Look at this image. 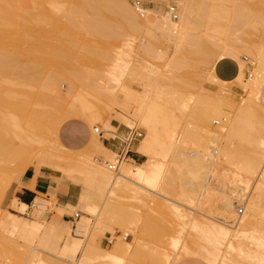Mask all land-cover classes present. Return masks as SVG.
Segmentation results:
<instances>
[{
	"label": "rangeland",
	"instance_id": "1",
	"mask_svg": "<svg viewBox=\"0 0 264 264\" xmlns=\"http://www.w3.org/2000/svg\"><path fill=\"white\" fill-rule=\"evenodd\" d=\"M141 1L143 2L144 11L148 10L146 11V15H143V12L142 15H139L138 9L130 0H126V2L134 9V14H122L120 11H117L115 14L108 15V11H103V7L102 12L100 11L101 6L105 8L107 6H116L117 4H99L97 1L33 0L31 4L27 5V8L31 9L35 15L33 23H35V25L37 24L36 27L34 25V29L32 30L33 33H31V35L33 34L34 36L32 35L31 38L35 42L34 48L36 49V56H40V58L44 56L43 59H41V63H43V61L45 62V64L43 63L44 65L41 64V67L43 66L41 70L42 73L39 71L40 74L36 76L35 82H32L33 84L24 83V79L21 76H15L14 74H10V77L8 76L9 78L0 79V84L4 88L6 87L7 90L17 89L24 90V92H31L30 94L19 93L17 95L20 100L26 102V108L29 112L31 111L30 113L43 111V106L45 105L47 107V104H52L51 102L56 104L64 98V100H68L69 95H71L70 97H75L79 95L83 96L84 94V97L91 103L101 117L91 123L90 121H85V119L79 115H74L66 117L59 123L56 135L68 152L58 150L57 147H54L56 146V142L54 139L55 137L53 138V128H51V131L50 128L47 130L46 126L42 127L43 129L41 128L40 130L31 129L26 122V116L20 117L17 127L6 128L3 132L8 143L14 148L10 146L9 150L6 148L4 149L5 152L0 151V211L2 210L0 212V224L3 213L7 215L10 213L9 216L17 225L21 223L22 218L34 220L38 217L36 221L40 223V229L27 233H18L5 226L2 228L3 225L1 224L0 264H129L130 262V264H155L154 260H158L156 264H166L165 261L168 255V264H171L178 252L184 250L191 252L193 248L195 255L192 254L190 256L189 254L192 252H189L186 257L187 260L189 259L192 262L198 261L202 264H208V262H206L208 260H214L216 264L221 262L220 257H217V259L212 255L213 251L211 246L213 243L209 244L204 235L187 229L184 232L180 227L181 225L178 224L172 216H169L164 208H155L156 206L151 204L153 203L151 199L147 200L146 197L143 198V202L139 201L137 198V201H133L136 200L134 199L135 197L133 198V195L117 191L116 197L118 199L116 198L117 201L115 204V208L116 206L117 208H113L109 215L106 214L107 216L105 215L101 218L99 209L103 206L104 198L108 192L107 190L112 183L110 180L116 175L114 172L110 171L104 163H101L103 159L112 162L116 156L115 150H110L102 144L101 137L111 136L113 132L108 133L103 131V134L98 136L100 142L98 147L92 148L88 147V145L85 147V145L90 137V133L96 134V132L93 131V126L97 125L102 130L103 118L104 120H109L113 128L111 130L116 132L118 129L123 130L126 125H134L142 131L143 135L137 143L133 144V148L136 150L133 154L135 162L123 164L141 163L145 157L138 152L137 147L142 145L146 137V131L139 122V115L149 112L151 114L154 113L152 114L153 118L151 122L157 127L156 130L160 138L161 134L165 132L166 125L175 126L178 132V139H180V136L183 134L189 133L193 135L196 142L198 139L204 142L206 140L205 143H208L206 147L212 146L210 143L211 139H217L219 145L222 146L226 138V130L228 127H222L225 125V121L222 119L223 115H215L209 108L213 107L214 104H219L222 112H230V110L233 112L247 96L248 93L246 92L248 91L243 90L241 85L218 78L213 72V65L217 60L226 57V51L235 49L236 52L238 51V57L244 61V76L247 78L249 74L252 73V66L246 65L243 56L248 61H255L254 57L246 52L240 51V49L244 42L245 44L255 43L264 45V37H262L264 36V31H262L263 29L260 26V24H264V0L240 1L246 13H249L254 20V23L252 22L246 26H236L232 21H227L225 18L218 19L217 22L212 20L211 10L209 8H213L214 5L216 6L217 2L214 0H186V2H192L196 7L200 5L201 8H203L201 13L194 15L195 17L189 16L193 17L190 18V20L187 17L188 21L181 22L179 26L177 25L178 27L176 26L174 29L167 30L168 32L160 30L156 26L155 10L156 8L165 9V6L168 4H175L176 6V3L173 0ZM97 6L100 10H97ZM93 8L96 9L93 10ZM90 11H92V13ZM105 13H107V17L106 15L102 16ZM177 14L179 13L177 12ZM36 21H39V23ZM189 21H191V24H189ZM85 24L86 26L83 27ZM39 27L42 28L40 29ZM163 33H165V35ZM40 35L42 36L40 37ZM21 42L22 41L17 42V47L25 50L29 44L28 42ZM41 42L48 43L46 47H44L46 49L42 47L45 45H42L44 43L41 44ZM39 43L43 49L39 48V50L37 48L39 47ZM54 49L59 52L53 51ZM194 51L195 54L193 53ZM95 59H97V61ZM72 71H74L75 75ZM67 75H69L70 78ZM85 83L89 84L85 86ZM72 88H76V90L74 89L75 91L73 90L72 94L68 93ZM102 89H104V91H102ZM59 92L61 95L65 96H60ZM80 92L84 93L81 94ZM65 93H67V95ZM202 95H204L205 98L202 97ZM39 96L42 98L44 97L43 100H40L42 102H39ZM35 98H37L38 101L35 100ZM206 98L210 99L206 100ZM47 99V102L44 101ZM203 99L206 102H203ZM210 100H212V103ZM199 101L204 103V106L206 104L208 109L204 110L202 108V110H200V108H198V110H196V105ZM41 107L43 108L41 109ZM53 108L54 107H52L51 111H54ZM1 109L5 112H12L5 106ZM254 109L258 110L257 108ZM254 109L250 107V115L247 112L248 116H246L247 119L252 120L251 127L255 130L260 127L264 120V115ZM151 110H154V112ZM253 111L256 112L254 113ZM54 112L58 114L56 113L57 110ZM163 112L165 113L164 115ZM98 120H101V122ZM163 125L165 128H163ZM32 131L36 133L34 136L33 134H30L31 137H29L30 135L28 136L31 138L32 143L30 142L29 144L26 140L27 145L24 144L26 147L31 146L30 149L25 148V151L28 153L24 151L23 154L26 155H22L23 158L11 155L13 149L16 150L15 147L20 144V135H27V133ZM49 132H51V134ZM243 136L233 139L235 146L242 145V147H246L249 142L254 140V135ZM28 137L27 139L30 141ZM208 139L209 142H207ZM39 140H41V143H39ZM43 140L49 143L46 144ZM109 141L115 143L119 142L115 138L109 139ZM247 141L248 143L246 144ZM50 142L54 145H50ZM213 148L214 146L211 147V149ZM111 152L114 153H112L111 158H108ZM151 155L158 164L155 168V174L159 177L161 176L160 179L163 180L162 185H164L162 187H164V190L168 193H173L174 190L177 192L179 188L181 190V185L184 182L185 184L190 183L188 181L189 179H184L183 182V178L182 180L180 179L181 177L177 174L178 171L176 172V169L165 172V167L168 164L170 156L169 154L167 156L164 155L160 146L155 147ZM62 156L63 160L69 159L77 161H68L69 163L64 162L63 166L62 164L59 166L58 164H60V160H62L60 157L62 158ZM99 156H103L102 159H99ZM48 157L55 159L53 165H47V167L54 169L56 173H54L55 177L52 178L53 186L48 187L45 191H37L35 190V179L41 174L43 163ZM73 157L79 158L75 159ZM80 159H82V161ZM215 160L216 164H218L216 168L225 166L224 160L221 157L217 156ZM94 163L95 166L93 165ZM98 163L103 167L105 166L104 168H107V170H104ZM123 164H121V166H123ZM80 166H82L83 169L79 170ZM94 171L98 173V179L100 180L98 183L86 178V174H91ZM170 172L174 174L171 175L169 174ZM213 177L214 176H212L211 179H213ZM255 179L256 177L252 178V183L257 182ZM224 180L226 182L229 181L227 178L223 179V181ZM164 181L169 185L172 183L170 188L171 186L175 188H173V190L172 188L168 189L169 185L165 187ZM27 182H31L34 186L32 189L34 190L35 196L32 198V201L35 197L37 198L33 203L31 201L27 203V206H23L20 203L19 192L20 189L27 188L23 185ZM213 183L215 184L216 181ZM190 184L192 185V182ZM67 185L72 200L63 203L58 193L61 191L64 192L67 189ZM187 185H185V187ZM185 187L183 186V188ZM189 187L190 186L186 187V189ZM80 190L84 196H80V202L77 203L75 201ZM187 190L189 191V189ZM144 200H147V202H144ZM138 201L139 203H137ZM35 203H39L41 207L43 206V210H39L36 216L33 213V204ZM238 205L242 207V211L237 213L236 208ZM151 206L155 207L151 208ZM197 208L198 207H196V209ZM234 210L232 212V214L234 213L233 216L230 215V217H226L227 220L229 219L227 222L230 221L232 223L236 220L233 217L244 215L246 207L241 203H235ZM31 213H33L32 216ZM75 213L78 214V218L73 216ZM111 214H113V217H110ZM83 218L85 219L83 220ZM100 220L103 221V226H107L96 232L95 229ZM151 222H153V225ZM78 224L83 227L85 226L82 235L80 233L79 235L76 231V225ZM92 231L95 233L94 235L97 233L95 238L97 239L101 251L89 252L87 254L88 257H85L82 255V250L87 244L86 242L89 241L88 239L91 238L90 236H93ZM44 232H46V235ZM108 235H110L108 238H111V243L107 242L105 239ZM133 236L135 238L137 237L136 241L137 239L139 241L141 240V246L144 250H140V252L143 253L139 255L141 259L131 260L132 258L129 259V257H132L131 252L124 251V253H128V255H126L127 253L122 254L121 250L116 254V251L112 250L116 241H129ZM27 239L31 241L28 242L26 241ZM183 240H185L186 243ZM193 240L194 243L192 242ZM182 243L185 246H190H186L185 248ZM215 245L213 248L216 247ZM258 246L253 247L254 252L257 254L259 253L257 257H264V250L262 249V251L258 252V250H261ZM32 247L38 248L39 250L37 251L39 253L37 251H31L30 249H32ZM217 247L223 256L226 252V246L224 247L223 245L219 247L217 244ZM217 247L214 249L218 250ZM259 247L264 248L263 245ZM106 251L109 252L107 253ZM113 251L116 255H113ZM27 252L28 254H26ZM36 253L40 256L37 254V257H35ZM135 255L138 256V253H135Z\"/></svg>",
	"mask_w": 264,
	"mask_h": 264
},
{
	"label": "bare ground",
	"instance_id": "2",
	"mask_svg": "<svg viewBox=\"0 0 264 264\" xmlns=\"http://www.w3.org/2000/svg\"><path fill=\"white\" fill-rule=\"evenodd\" d=\"M32 1L33 0H0V79H5L10 74H14L15 76L16 75L21 76L24 79V83L30 84L35 80L36 76H38V74H40L39 71H41L43 69L42 68L43 66L41 67V64L44 65L45 62L43 61L44 64L41 63V61H42L41 59H43L44 56L42 58H40V56H36V54H35L36 49L34 48L35 42L31 38L33 35V34L31 35V33H33L32 30L34 29V25H35V23H33L35 15L33 14L31 9L27 8V5L31 4ZM84 1H89V2L97 1V3H99V4L100 3L101 4L107 3V5L108 4H117L116 6H107L105 8H104V6H101V10L98 8V6L96 7V8H98L97 10H100L101 12H102V7H103V9H104L103 11H106V12L108 11V13H109L108 15L115 14L117 11H120L122 14H134L135 13L134 9L128 5L126 0H84ZM173 1L176 3L177 9H178L177 12L179 13V14H177V17L174 19L170 18L167 15L165 9H159V8H156V10L154 9L156 11V20H155L156 22L155 23H156V26L160 30L168 32L167 30L174 29L177 25L179 26V24H181V22L188 21V18L190 20V18L195 17L194 15L201 13V10L203 9V8H201L200 5H199V7H196L192 2H186V0H173ZM214 1L217 2L216 6L214 5L213 8L211 6H209V7H211L209 9L211 10L210 13H211L212 20L217 22L218 19L225 18L227 21H232L236 26H246L247 24H251L254 21L252 16H250L249 13H246L244 6L240 3L241 0H214ZM259 3H260V1H259ZM211 4H213V3H211ZM91 5H93V4H91ZM63 6H64V4H63ZM95 9L93 8V10H95ZM146 11H148V10H145V11H144V9L142 10L143 15H146ZM88 12H89V10H88ZM90 12L92 13V11H90ZM249 12H250V10H249ZM106 14L107 13H105L102 16H105ZM208 14H209V11H208ZM71 16H73V15H71ZM125 16H128V15H125ZM189 16H193V17H189ZM44 17H46V16H44ZM106 17H107V15H106ZM206 17H208V16H206ZM209 20H211V19H209ZM42 21H41V23H42ZM36 22L39 23V21H36ZM190 22L191 21H189V24H191ZM36 25H35V27H36ZM84 26H86V24L83 25V27ZM260 26L263 29L262 31H264V24L262 23V25L260 24ZM42 27H44V26H42ZM163 34L165 35V33H163ZM42 35H40V37ZM262 37H264V36H262ZM18 41H22L23 43L28 42L29 46L28 47L25 46L26 47L25 50H23V48L21 49L20 47L18 48L17 47ZM38 41H41V40H38ZM42 43H44V42H41V44ZM196 43H199V42H196ZM47 44H48L47 42L42 44V45H45L42 47L43 48L46 47ZM50 45H52V44H50ZM56 45H58V44H56ZM36 46H37V44H36ZM196 46H198V45H196ZM54 47H56V46H54ZM37 48L43 49V48H41L40 43H39V47H37ZM44 49H46V48H44ZM232 50L233 49L226 51V57L233 58L236 61L237 72L233 76V78H231V79L229 78V80L227 82H232V83H235L237 85H241L243 90L248 91V92H246L248 94L243 99L242 102L240 101L241 104L239 106H237L233 112L230 110L231 109L230 107H228V108H230L229 109L230 112H222L220 109L221 106L219 107V104L218 105L216 104L217 106L214 104L213 107L209 108L213 114L223 115L222 119L225 121V125H223L222 127H228V129L226 130L227 133H226V138L224 139V144L222 146H220L217 139H214V140L211 139L210 143L212 146H214V148L211 149L212 146L206 147V145L208 144V143L207 144L205 143L206 140L204 142L203 140L198 139L199 141L197 140V142H196V140H194L193 135H191L189 133L183 134L182 136H180V139H178V132L176 130V127L175 126H167V125H166V129H165L164 134H161V138H160V137H158V131L156 130L157 127L153 124V122H151V119L153 118L152 114H154V113L151 114V113L147 112V113L140 114L139 115V122L141 123L142 127H144V129L146 131V137H145L144 141L142 142V145H139V146L137 145L138 146L137 148H138V152L141 153L145 157V159L141 163L127 164V165H124L123 163L135 162V160L133 158H130V157L123 158L120 160V162L118 163L117 169L114 172L117 176L115 175V177L112 178V180H110L112 183L110 184V187L107 190L108 192L104 198V204L99 209V213H100L101 218L103 216H105L106 214L109 215L111 213L110 211L113 208H115V204H116V201L118 199L116 197L117 191L126 192L128 194H131V195H133V198L135 197L134 199L137 198L139 201H142L143 198L146 197L147 200L151 199V201L153 202L151 204H154L156 206V207L154 206L155 208H160V207L164 208L166 210L165 212H167V214L169 216H172L178 222V224L181 225V226L180 225H178V226H180L184 230V232L187 229V230H190L193 232L201 233L202 235L205 236V238H207L209 244L213 243L212 246L210 245L212 248V251H213V254L212 253L211 254L214 255V257H216V258L220 257L221 262L219 264H264V257H257V255L259 253L257 254L253 250L254 246L255 247H257L258 245L264 246V120L261 123L260 127H258L257 129L254 130V128L251 127L252 126V120L247 119V116H248L247 112L249 113L250 107H251V109L257 108L258 110H256V109H254V110L259 111V112L263 113V115H264V45L255 44V43L245 44V42L242 44L240 51L246 52L250 56L254 57V60H255V61H249L251 63L250 67L252 66V68H251L252 73L249 74V76L247 78L244 76V72H243V66H244L243 62L244 61H242L240 59V57H238V51L236 52L235 49L233 51ZM53 51L59 52L55 49ZM42 53H43V51H42ZM193 53L195 54V51ZM113 56H115V55H113ZM52 60H54V59H52ZM95 60L97 61V59H95ZM196 62H197V60H196ZM39 64H40V66H39ZM46 64H47V62H46ZM48 65H46V66H48ZM72 65H75V64H72ZM69 69H71V68H69ZM188 69H190V68H188ZM72 72L74 74V71H72ZM41 73H42V71H41ZM81 73H82V71H81ZM67 76L69 77V75H67ZM55 79H56V77H55ZM8 81H9V79H8ZM1 83H3V82H1ZM69 84H71V83H69ZM87 84H89V83H87ZM87 84L85 83V86ZM106 85H108V84H106ZM74 89L76 90V88H74ZM74 89L73 88H72V90L70 89L68 91V93L72 94ZM108 89H109V87H108ZM79 91H81V90H79ZM79 91H78V93H79ZM102 91H104V89H102ZM19 93L30 94L31 92H27V91L24 92V90H17V89L7 90L6 87L4 88L0 84V151H2V152L6 148L9 150L10 146L12 148H14L12 145H10L8 143L7 139L3 135V132L6 130V128L17 127L19 124L20 117H22V116H26V118H25L26 122L29 124V127L31 129L33 128L36 130H40L42 127L46 126L47 127L46 129L49 130V128H50V131H51V128H53L52 129V133L54 134L53 138L55 137L54 139L56 142L55 143L56 146H54V147H57L58 150H61L64 152H68V150L66 151V148L60 143V141L58 140L59 138L56 135L57 127L62 120H64L66 117H69V116L79 115L83 119H85V121L87 120V121H90L92 123V121L100 119V117H101L97 113L96 109H94V107L91 105V103L84 97V94H83V96H80L79 94H77L79 96H75V97H73V96L70 97L71 95H69V99L64 100L65 98L63 99L62 97H64L65 95H61V93L59 92L60 96H62V97H60L61 99H63L62 101H60L58 99L60 102H58L56 104H53V102H51L52 104H50V103L47 104V107L43 104L44 108L41 107V109L42 108L44 109L43 111L41 109H39V110H41V112L30 113L31 111L29 112V110H27V108H26V102H24L23 100H20L17 97V95ZM80 93L82 94L84 92H80ZM106 93H107V91H106ZM65 94L67 95V93H65ZM85 94H86V92H85ZM202 97H204V95H202ZM202 97H201V100H202ZM10 98H12V99H10ZM38 98H39L38 99L39 102H42L40 100H43L44 97L42 98L39 96ZM209 99L206 98V100H209ZM211 99H212V97H211ZM35 100H37V98H35ZM52 100H53V97H52ZM44 101L47 102L48 99L44 100ZM210 101L212 103V100H210ZM203 102H206V101H204V99H203ZM227 102H229V101H227ZM203 104L204 103H201V101H199V103H197V105H196V107H197L196 110H198V108H200V110H202V108L204 110H207L208 106L206 104L204 106ZM220 105H223V104H220ZM4 106L9 108L12 112L3 111L1 108ZM41 106H42V103H41ZM52 107H54L53 108L54 111L57 110L56 113H58V114H55L54 111H51ZM226 108H227V106H226ZM151 111L154 112V110H151ZM164 114L165 113L163 112V115ZM57 115H59V116H57ZM249 115H250V113H249ZM244 116H246V117H244ZM54 117H56V118H54ZM165 118H167V117H165ZM105 119H109V118H105ZM101 120H98V121L101 122ZM164 124H166V123H164ZM168 124H170V123H168ZM163 128H165L164 125H163ZM111 129H113V128H112L109 120H104V118H103L101 134H98V133L94 134L93 133V135H90V138L91 137L92 138H91L90 142L88 141V143H89L88 147H92V148L98 147L100 145L98 136H101L103 134V131L108 132V133L114 132ZM44 131H45V129H44ZM44 131H42V132L45 133L46 131L45 132ZM49 133L51 134V132H49ZM30 134H33V136H34V134L36 135V133H34L33 131L27 133V135H24V134L20 135V144L15 147L16 150L13 149V152L11 155L17 156V157H22V158H23L22 155H26V154H23V152L25 151V148L30 149L31 146L26 147L24 144H26V140L29 142V144H30V142L32 143L31 138H29V137H31ZM243 135L244 136L245 135L246 136L254 135V140L252 142H249V144H247L248 143V141H247L246 147L245 146L242 147V145L241 146L240 145L235 146V144L233 143V139L238 138V137L243 136ZM41 136L43 137V135H41ZM27 137L30 139V141L27 139ZM141 137L139 138V140L141 139ZM43 138H45V137H43ZM34 139H35V137H34ZM160 139H162V140H160ZM250 139H251V137H250ZM247 140H249V139H247ZM39 141H40L39 143H41V140H39ZM44 142L46 143V140ZM207 142H209V139L207 140ZM48 143H46V144H48ZM50 143H51L50 145H54L52 142H50ZM157 146H160L162 148L164 155L167 156L169 154V156H170L168 164L165 167V172H169V171H172L173 169L174 170L176 169V172L178 171L177 174L181 178L179 176L178 177L181 180L183 178V182H184V179H186V180L189 179L188 181L190 183L192 182V185L190 183H189L190 185L188 183L185 184V182L182 183V185L180 183V185L182 186L181 190L179 188V191L176 192L174 190L173 193H168L166 190H164V187H162V186H164V185H162L163 180L160 179L161 176L159 177L158 175L155 174V168L158 166V164L152 158V155H151L152 151ZM25 152H27V151H25ZM72 153H74V152H72ZM112 153H114V152L109 153L108 158H111ZM217 156L221 157L224 160V163H225L224 167L216 168L218 164H216L215 158ZM73 158H75V157H73ZM77 158H79V157H77ZM77 158H75V159H77ZM60 159H62V160H60V164H58L59 166L61 164L63 166L64 162L69 163L68 161H70V162H76L77 161V160L75 161V160H69V159L63 160V156H62V158L60 157ZM80 160L82 161V159H80ZM78 162H79V160H78ZM101 163L102 164L104 163V165H105V159H103ZM99 164L100 163H98V165ZM121 164H123V166H121ZM93 165L95 166V163ZM99 166H102V165H99ZM102 167H100V168H102ZM119 168H120V171L118 172ZM81 169H83L82 166L79 167V170H81ZM104 170H107V168H104ZM110 171H112V170H110ZM154 174L157 177H155ZM169 174H171V172ZM172 174H174V173H172ZM212 176H214L213 179H211ZM223 176H224V178H223ZM254 177H256L255 181H257V182L252 183L251 180ZM226 178L229 179V181H227V182L225 180L223 181V179H226ZM212 181L213 182L216 181V183L214 184ZM165 182L166 181H164V184L166 187L169 184H166ZM167 183H170V182H167ZM171 184L172 183H170V185ZM23 185H25L29 189H32L34 187L31 182H27ZM170 185L168 186V189L172 188V186L170 188ZM185 185H187L186 187L190 186L189 188H187V189H189V191L186 189ZM183 186L185 188H183ZM173 188H175V187H173ZM173 188H172V190H173ZM118 197H120V196H118ZM119 199H121V198H119ZM137 199L133 200V201H137ZM147 200H144V202L145 201L147 202ZM139 201L137 203H139ZM235 203H241L243 206H245L246 212L244 213V215H242L240 217H233L236 220L234 219L235 221L233 220L234 222H232V223L229 221L230 222L229 223V222H227L229 219L227 220L226 217L227 216L230 217V215L233 216L234 213L232 214V212L234 210ZM148 204H150V203H148ZM199 204H200V206H199ZM22 205L25 206L24 204H22ZM42 207L39 203L33 204V209H34L33 213L35 214V216H36V213L42 209ZM154 207L151 206V208H154ZM196 207H198V208L196 209ZM116 208H117V206H116ZM162 211H163V209H162ZM33 213H31V216ZM9 215H10V213L8 215L6 213H3V218L1 220V224L3 225L2 228L5 226L6 228H8L12 231L18 232V233H27V232H30L33 230H39L40 229V223L38 221H36L38 217L35 218L34 220H27L26 218H22L21 223L17 225L12 221V219ZM111 215H110V217H113V214H111ZM76 217L78 218V214ZM85 218H83V220ZM108 219H110V218H108ZM83 220H82V222H83ZM102 222L103 221L100 220V222L98 223V226L95 229L96 232L99 231L103 227L106 228L107 225L103 226L104 224ZM151 223L153 225V222H151ZM1 224H0V227H1ZM80 224L76 225V231L78 232V234L80 233L82 235L84 233L83 231L85 230V226L83 227ZM149 227H150V225H149ZM183 230H182V232H183ZM143 232H144V230H143ZM94 234L95 233H93V231H92L93 236H90L91 238L88 239L89 241L86 242L87 244L83 247V250H82L83 254L82 255L85 257H88L87 254L89 252L92 253V252L101 251L99 246H98L97 239L95 238L97 233H96V235H94ZM136 238L133 236V238H131V240H129V241H126V240L125 241H121V240L116 241L112 250L116 251V254H118L119 251H121V250H122L121 251L122 254L124 253V251H127L129 253L131 252L132 257H129V259L132 258L131 260L141 259V257H139V255L142 253V252H140V250L141 251H144V250L142 249V246H141V240L139 241L137 239V241H136ZM174 240H175V237H174ZM194 240L192 241L193 243H194ZM26 241L29 242L31 240L27 239ZM183 241H185V240H183ZM109 242L111 243L110 240H109ZM185 243H186V241H185ZM217 244L219 247L223 246V245H224V247L226 246V252L224 253L223 256L221 255L222 253H220V250L217 247ZM182 245H184V244L182 243ZM214 245L218 248V250L214 249L216 247L213 248ZM186 246H185V248H186ZM189 246L190 245H188L187 247H189ZM259 246H258V248L261 250H258V252L262 251V249L264 250V248H260ZM185 248H183V249H185ZM254 249H256V248H254ZM30 250L31 251H37L39 249L32 247V249H30ZM193 250H194V248H193ZM193 250L191 251L192 253L189 251L191 254H189V252L185 251V250L178 252L177 256L175 258L173 257L174 259H173L171 264H202L201 262H198V261L192 262L189 259L188 260L186 259L188 254L190 256L192 254L195 255V251H193ZM110 252H112V251H110ZM127 252H125L124 254H126ZM38 253H36V256L34 254L33 255L35 257H37ZM107 253H105V254H107ZM135 253H138V256H136L137 254L135 255ZM26 254H28V252ZM30 254H29V257H30ZM116 254L114 252L113 255H116ZM107 255H109V254H107ZM126 255H128V253ZM261 255H263V254H261ZM34 256H32V257H34ZM38 256H40V255L38 254ZM85 257H82V258H85ZM163 257H164V255H163ZM167 257H169V255ZM167 257H166V261H165L166 264H168V258ZM221 257H222V259H221ZM51 258H52V256H51ZM217 259H216V261H217ZM203 260H205V259H203ZM154 261H155V264L158 262V260H154ZM206 262H208V264H216V263H214V260H212V261L208 260ZM139 263H140V261H139ZM169 263H170V261H169ZM46 264H48V263H46Z\"/></svg>",
	"mask_w": 264,
	"mask_h": 264
},
{
	"label": "crops",
	"instance_id": "3",
	"mask_svg": "<svg viewBox=\"0 0 264 264\" xmlns=\"http://www.w3.org/2000/svg\"><path fill=\"white\" fill-rule=\"evenodd\" d=\"M213 72L218 78L223 79V80H229V78L230 79L233 78V76L237 72L236 61L233 58L223 57L214 63ZM116 126H117V124H116ZM117 132L118 133L122 132V129H118ZM90 135H93L92 132L90 133ZM89 138H88V141L90 142L92 137L90 139ZM59 141H60V139H59ZM88 141L86 142L85 147L89 144ZM101 142L105 147L109 148L110 150H115V151L117 150L118 144H119V142L115 143V142L109 141L108 138H104V137H101ZM60 143H61V141H60ZM102 157L103 156H99V159H102ZM54 163H55L54 158L53 159L51 157L46 158V161L43 163L44 165L41 168V174L38 175L37 178L35 179V190H37V191L38 190L39 191L44 190L45 191L48 187L53 186V179L52 178L55 177L56 173L54 172V169L47 167V165L51 166ZM86 178H88V180H91V181H96L97 183L100 182V180L98 179L99 178L98 173L96 171L92 172L91 174H89V173L86 174ZM33 191H34L33 189H29V188L20 189V192H19V199L21 201L20 203L27 206V203L31 202L32 198L35 196V193ZM58 194H59L58 196L62 200L61 202H63V203L67 202V201L70 202L72 200V196L70 194V190L68 189V185H67V189L64 192L61 191ZM80 196H84L82 194L81 190L78 192V195H77L75 202H77V203L80 202L79 201ZM36 198L37 197H35L34 200ZM34 200L32 201V203L34 202ZM44 233L46 235V232H44Z\"/></svg>",
	"mask_w": 264,
	"mask_h": 264
},
{
	"label": "built area",
	"instance_id": "4",
	"mask_svg": "<svg viewBox=\"0 0 264 264\" xmlns=\"http://www.w3.org/2000/svg\"><path fill=\"white\" fill-rule=\"evenodd\" d=\"M131 3L136 6V8L138 9L139 15H142V10H143V2L141 0H130ZM165 11L167 13V15L170 18H176L177 17V8L175 6V4H168L165 6ZM243 60H245L246 65L250 66L251 63L246 60V58L243 56ZM246 72V70H245ZM247 74V72H246ZM93 131L101 134V129L99 126L95 125L93 126ZM142 136V131L134 125H126L124 126V129L122 130V132L118 133L116 131L113 132V134L111 136L108 137H104V138H108V139H117L119 141L118 144V148L115 151V159L112 162H108L105 161V165L108 169L112 170L113 172L116 171L118 163L120 162L121 159L123 158H133V154L136 151L135 148H133V144L137 143V141L139 140V138ZM242 211V207L240 205L237 206L236 208V212H241ZM74 217L77 216V214L75 213L73 215ZM110 235H108L105 239L107 242H109V237Z\"/></svg>",
	"mask_w": 264,
	"mask_h": 264
}]
</instances>
